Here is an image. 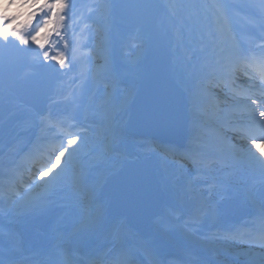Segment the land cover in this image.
Masks as SVG:
<instances>
[{
    "label": "snow or ice",
    "instance_id": "obj_1",
    "mask_svg": "<svg viewBox=\"0 0 264 264\" xmlns=\"http://www.w3.org/2000/svg\"><path fill=\"white\" fill-rule=\"evenodd\" d=\"M145 25L171 36L147 66L120 40ZM220 248L264 264V0H0V264Z\"/></svg>",
    "mask_w": 264,
    "mask_h": 264
},
{
    "label": "rangeland",
    "instance_id": "obj_2",
    "mask_svg": "<svg viewBox=\"0 0 264 264\" xmlns=\"http://www.w3.org/2000/svg\"><path fill=\"white\" fill-rule=\"evenodd\" d=\"M90 0H77V3L78 4H86V3H89ZM234 2H237V3H251L253 2V0H234ZM86 11V10H85ZM247 9H243L242 10V14H246L247 13ZM239 23L243 24L244 21L242 19H239ZM138 35V39L141 40L143 42V51H140V50H135L133 51L132 55L133 57L136 56V55H140L141 57V64L143 66H145V62H144V50L146 48V46L150 43L151 41V38H149L148 36H146L145 34H142L140 31L137 33V31H134V32H126L125 36H124V39H123V42L122 44L127 47L130 43H131V37L132 36H137ZM96 43V41H94ZM102 60L100 59H96L95 60V65H98V64H102ZM127 61H125L126 63ZM71 78H72V74H69L67 76H64V80L62 83H60L59 87H58V91H61V90H66V89H70L72 87L70 81H71ZM91 87L93 89H95L96 85L95 84H92ZM133 147V150L136 151L142 159H147L148 162L150 163H156V157L154 155H152L150 153L149 150H147L146 148H144V146H140V147H136L135 145L132 146Z\"/></svg>",
    "mask_w": 264,
    "mask_h": 264
},
{
    "label": "water",
    "instance_id": "obj_3",
    "mask_svg": "<svg viewBox=\"0 0 264 264\" xmlns=\"http://www.w3.org/2000/svg\"><path fill=\"white\" fill-rule=\"evenodd\" d=\"M125 2H132V0H125ZM143 27V30L151 34L154 37L153 42L148 48V53H147V65H151L155 60L158 58H167L170 55V49L167 46L165 40L161 37V34H157L156 32L153 31V29L150 26H140ZM49 71L50 70H46ZM61 79V77H54L52 81V89L55 91V85L56 83ZM21 97L25 99L28 103L34 102L33 98L26 95V94H21Z\"/></svg>",
    "mask_w": 264,
    "mask_h": 264
},
{
    "label": "bare ground",
    "instance_id": "obj_4",
    "mask_svg": "<svg viewBox=\"0 0 264 264\" xmlns=\"http://www.w3.org/2000/svg\"><path fill=\"white\" fill-rule=\"evenodd\" d=\"M240 257L242 258L241 263L242 264H245L246 257L243 254H241V253H240ZM256 264H260V258H259V256L256 257Z\"/></svg>",
    "mask_w": 264,
    "mask_h": 264
}]
</instances>
